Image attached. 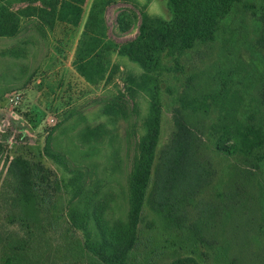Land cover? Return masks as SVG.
Here are the masks:
<instances>
[{
  "label": "trees",
  "instance_id": "16d2710c",
  "mask_svg": "<svg viewBox=\"0 0 264 264\" xmlns=\"http://www.w3.org/2000/svg\"><path fill=\"white\" fill-rule=\"evenodd\" d=\"M64 2L79 7L86 0H0V39H18L32 25L38 32H53L58 6ZM23 4L26 6L15 10ZM165 4L170 19L145 13L136 37L112 51L142 69V74L131 77L128 87L132 107L130 111L122 107L123 115L117 119L128 120L137 113L136 94L149 97L143 127H130L136 145L123 194L127 217L115 207L120 205L116 193L103 194L105 178L89 180L87 171L73 165L67 152L52 147L50 133L44 155L59 169L57 186L68 197L60 196L55 202L44 168L20 156L12 158L0 187V210H6L7 223L16 230L6 236L0 233V264H51L53 239L59 240V251H64V264H134L132 255L160 137L157 74L162 73L167 57L174 61L171 71L184 72L180 61L186 54L212 56L219 42L225 50L221 59L230 70L213 74L209 67L189 73L176 99L173 132L156 171L152 197L158 221L152 224L182 243L206 246L215 253L219 245L225 252L230 250L226 248L232 246L237 234L264 238V61L258 60L261 66L248 61L240 46L245 42L244 25L249 15L259 31L247 47L259 54L264 50V0H165ZM19 52L15 54L18 57ZM218 77L219 87L215 84ZM213 110L218 115L208 123ZM114 129L84 127L82 141L90 148L85 151L86 158L100 154L104 144L100 138L106 135L109 160L116 161L119 148L115 147ZM211 147L238 161L226 172L228 177L219 180L225 192L217 190L218 170ZM219 218L225 225L234 224L237 218L248 228L237 226L227 231L225 226L222 243L216 229L207 224ZM169 264L199 263L195 257L178 256ZM231 264H237L236 260Z\"/></svg>",
  "mask_w": 264,
  "mask_h": 264
},
{
  "label": "rangeland",
  "instance_id": "374dc122",
  "mask_svg": "<svg viewBox=\"0 0 264 264\" xmlns=\"http://www.w3.org/2000/svg\"><path fill=\"white\" fill-rule=\"evenodd\" d=\"M25 6H16L15 10ZM145 13L171 18L165 0H86L79 7L68 6L64 2L58 6L53 32H38L32 25L26 27L18 39H0V187L9 161L20 156L44 168V175L51 182L48 191L55 202L60 196L68 197L57 186L59 169L44 155L48 135L53 133L52 147L67 152L73 165L82 166L87 171L89 180L104 177L103 194L106 191L116 193L121 206L116 204L115 207L127 217L123 194L127 189L136 145L130 127H143L144 117L149 113V97L142 92L136 94L137 113H132L128 120L117 119V116L123 115L122 107L130 111L133 101L128 87H131V77L142 74V69L126 57L112 55V51L136 37ZM247 17L241 51L244 58L261 66L258 60L264 61V50L259 54L247 47L259 31L254 19L249 15ZM27 21L24 20L25 23ZM17 51H20V57L15 55ZM223 53L225 50L220 42L212 56L200 58L196 52L188 53L180 61L185 71L179 73L170 70L174 61L167 57L162 73L157 74L161 98L160 137L148 197L138 227V243L132 255L134 264H169L178 256L195 257L199 264H231L234 259L237 264H264L262 237L237 234L232 246L226 248L230 250L225 252L224 246L219 245L215 253L206 246L182 243L158 224H152L158 221L152 197L156 171L173 132L176 99L189 73L209 67L213 74L224 68L229 71L230 66L221 59ZM215 84L220 86L219 77ZM238 87L241 88V85ZM217 115V111L213 110L208 123L215 121ZM84 127H115V147L119 148L116 161L109 160L111 148L106 146V135L100 138L104 142L100 145V154L86 158L85 151L90 148L87 142L82 141ZM210 152L218 170L217 190L225 192L224 184L219 180L223 176L226 179L229 175L225 176L226 172L231 171L238 161L216 153L212 147ZM6 216V210H0V233L5 236L16 230L15 226L7 223ZM233 223L225 225L220 218L207 222L212 230L216 229L222 243L225 226L227 231L237 226L244 230L248 228L237 218ZM58 242L56 239L51 241L54 254L51 264L65 263L62 258L64 251H59Z\"/></svg>",
  "mask_w": 264,
  "mask_h": 264
}]
</instances>
